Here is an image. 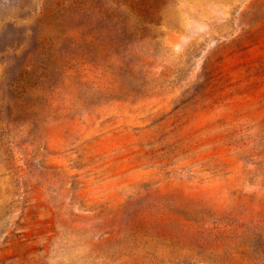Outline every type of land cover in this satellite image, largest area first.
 <instances>
[{"label": "rangeland", "instance_id": "obj_1", "mask_svg": "<svg viewBox=\"0 0 264 264\" xmlns=\"http://www.w3.org/2000/svg\"><path fill=\"white\" fill-rule=\"evenodd\" d=\"M0 264H264V0H0Z\"/></svg>", "mask_w": 264, "mask_h": 264}]
</instances>
